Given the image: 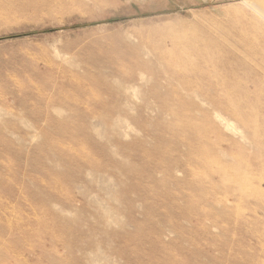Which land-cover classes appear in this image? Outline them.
Segmentation results:
<instances>
[{"label": "rangeland", "instance_id": "obj_1", "mask_svg": "<svg viewBox=\"0 0 264 264\" xmlns=\"http://www.w3.org/2000/svg\"><path fill=\"white\" fill-rule=\"evenodd\" d=\"M0 264H264V0H0Z\"/></svg>", "mask_w": 264, "mask_h": 264}]
</instances>
